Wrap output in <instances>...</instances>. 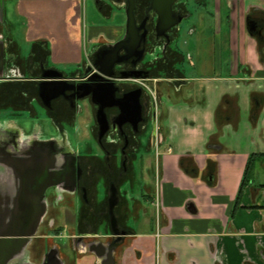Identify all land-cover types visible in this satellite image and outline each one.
<instances>
[{
	"label": "crops",
	"instance_id": "crops-1",
	"mask_svg": "<svg viewBox=\"0 0 264 264\" xmlns=\"http://www.w3.org/2000/svg\"><path fill=\"white\" fill-rule=\"evenodd\" d=\"M85 1L0 0L7 6V12L0 13V29L5 22L8 26L0 34L11 41L13 51L24 55L19 33L26 20L25 42L31 47L41 40L40 47L51 51V65L81 66L91 59V46L101 37L112 41L125 31L124 22H111L114 16L109 11L102 14L105 22L91 24L82 39ZM196 4L202 21L210 15L205 8L213 7L217 28L208 65L212 71L193 76L187 75L185 65L166 64V70L153 76L158 107L153 147L156 185L146 200L155 214L148 219L151 227L141 230L138 222L148 208L142 199L137 207V192L132 195L135 206L130 213L135 220L129 221L130 235L112 254L114 264H264V41L250 34L246 23L250 17L264 19V0ZM168 69L183 71L186 83L169 80L173 77ZM70 208L60 207L58 227L63 228ZM71 210L78 219L87 218L86 213ZM107 262L106 256L93 252L78 254L75 260V264H111Z\"/></svg>",
	"mask_w": 264,
	"mask_h": 264
},
{
	"label": "flooded vegetation",
	"instance_id": "flooded-vegetation-1",
	"mask_svg": "<svg viewBox=\"0 0 264 264\" xmlns=\"http://www.w3.org/2000/svg\"><path fill=\"white\" fill-rule=\"evenodd\" d=\"M95 1L102 14L119 8L126 17L127 0ZM151 2L136 0L138 34L144 36L137 49L126 35L125 18L124 33L112 41L101 37L91 46V59L71 74L50 64L51 51L40 47L41 40L25 56L13 51L11 41L0 34V191H5L3 184L11 187L14 176H52L54 182L42 199L47 215L28 245L26 261L18 264H75L77 255L85 252L104 255L107 262L130 235L127 225L135 204H130L129 192H137V207L140 196L150 195L144 170L146 152L156 141L153 76L166 70V64L183 65L187 59L180 47V24L159 33ZM184 4L181 0L173 5L178 15H186ZM249 19L258 22L253 34L264 41L262 16ZM120 40L122 49L117 50L113 44ZM97 67L108 75H96ZM168 73L173 77L169 80L186 83L183 71ZM98 85L105 93L84 95ZM81 117L86 119L83 124ZM151 170L146 168L147 175ZM36 188L37 181L31 189ZM63 204L87 218L66 217L71 232L60 243L64 233L55 218ZM83 229L85 234H75Z\"/></svg>",
	"mask_w": 264,
	"mask_h": 264
},
{
	"label": "water",
	"instance_id": "water-1",
	"mask_svg": "<svg viewBox=\"0 0 264 264\" xmlns=\"http://www.w3.org/2000/svg\"><path fill=\"white\" fill-rule=\"evenodd\" d=\"M181 0H152L151 8L158 13L157 29L159 33H163L173 26L180 24L186 15H178L173 5ZM125 7L126 12V35L132 40L133 47L137 49V43L144 40V36L139 35V26L135 16L136 0H127ZM3 6L0 4V8ZM247 30L253 34V30L258 27V22L247 18ZM118 41L113 46L116 49H122ZM144 53V50L142 51ZM104 54V53H103ZM103 56V55H102ZM104 57V56H103ZM98 76L105 77L107 72L103 67H97ZM144 90V87L138 89L137 94ZM57 93L56 95L60 94ZM92 94L95 97L98 94L105 93L101 85L87 90L84 95ZM52 176H41L36 180L33 176L23 179L21 176L13 177V184L7 187L5 184L1 186L0 191V264H11L26 261L27 248L32 239L38 235L40 225L47 215V203L42 200L47 189L53 185ZM37 181L36 189H31ZM41 181V184L38 183ZM12 191H10V190ZM8 192V193H7ZM116 219H114V223ZM115 234H119L118 230H114ZM125 233V232H122ZM83 238L78 236V239ZM103 256V255H98ZM114 264L112 254L108 258V262ZM107 262V263H108ZM29 264V263H28Z\"/></svg>",
	"mask_w": 264,
	"mask_h": 264
},
{
	"label": "rangeland",
	"instance_id": "rangeland-1",
	"mask_svg": "<svg viewBox=\"0 0 264 264\" xmlns=\"http://www.w3.org/2000/svg\"><path fill=\"white\" fill-rule=\"evenodd\" d=\"M187 4V8L189 11L192 13L190 17H185L182 23L177 27L179 29V41H180V47L183 51L187 52V56L189 60L187 63L185 62V65L187 67V75H193V76H200L202 74H207L210 71V68L208 67L209 63L213 61V53H212V47L214 46V30L217 28V24L215 19L213 18L212 15V5H208L207 8H205L210 15H207L205 20H200L199 15L201 12L197 8L198 0H184ZM5 7V9H4ZM196 7V8H195ZM200 7V6H199ZM82 18H81V26H80V33L82 35V39L86 37V35L89 33V28L90 25L93 23H98V22H105L106 19L102 16V13L100 9H98L96 1L95 0H87L83 2L82 6ZM4 12H7V6H1V11L0 13L3 14ZM78 13V11H77ZM113 18H112V23H118V22H124L125 23V13L120 12L119 8H115L113 10ZM23 30H20L19 34L23 35V40L22 43L25 45V49L23 51L24 55L26 56L28 54V50L30 48L29 43L25 42L24 38L26 35V29H27V21L24 20ZM7 23V22H6ZM5 23V24H6ZM196 30V32H195ZM90 45L87 44V47ZM84 49V48H83ZM208 49V50H207ZM206 52H202V51ZM84 56V54H83ZM193 60V61H192ZM74 65V64H72ZM195 65V66H194ZM59 68L64 69L67 72H76L80 69V66H73L67 68L64 65L59 66ZM81 124H83L86 119L84 117L80 118ZM154 127V124L152 125V128ZM154 149V148H153ZM149 155V154H148ZM149 157L148 160L145 163V170H144V176L145 179L148 183H150L151 187L154 188L156 185V180H155V174H156V153L155 149L152 151V154L147 156ZM152 169L150 176L147 175L146 173V168ZM149 188V189H150ZM133 193V194H132ZM130 194L129 192V202L132 205L133 201H131L132 195L135 194V192H132ZM131 195V196H130ZM127 197V198H128ZM140 199H142V203L144 204L145 207L148 209L143 210V214H141V220L138 222V225L142 224L141 230L146 228H150L151 224L148 221V219H152V216L155 214V209L150 203L147 202V200L143 197L140 196ZM149 210V212L147 211ZM67 212V218L69 219H75L77 216L76 211L68 209L66 210ZM148 214H144V213ZM135 216L131 215L129 217V221H134ZM69 224H65L63 226V233L65 235H68L71 231L70 228L68 227ZM66 239H60V243H64Z\"/></svg>",
	"mask_w": 264,
	"mask_h": 264
},
{
	"label": "trees",
	"instance_id": "trees-1",
	"mask_svg": "<svg viewBox=\"0 0 264 264\" xmlns=\"http://www.w3.org/2000/svg\"><path fill=\"white\" fill-rule=\"evenodd\" d=\"M244 180L246 181V176H245V179H244ZM245 181H244V182H245ZM244 182H243V183H244ZM243 183H242V184H243Z\"/></svg>",
	"mask_w": 264,
	"mask_h": 264
}]
</instances>
